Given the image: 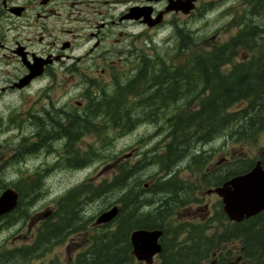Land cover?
<instances>
[{"label": "trees", "instance_id": "16d2710c", "mask_svg": "<svg viewBox=\"0 0 264 264\" xmlns=\"http://www.w3.org/2000/svg\"><path fill=\"white\" fill-rule=\"evenodd\" d=\"M246 10V18H243L237 32L223 42H214L193 50L196 47L195 39L189 34L182 35L174 53L175 59L156 54L154 68L139 69L130 77L129 85L122 88L120 96L113 102L108 101L103 111V105L99 107L98 112H93L88 106L90 111L86 118L76 117L73 130L68 133L69 139L76 140L80 135L78 128L83 126L84 122L91 128L93 119L100 117L99 115L103 116L101 120L115 124L117 109L122 104L126 106L122 98L126 95L124 90L134 91L142 87H153L154 91L150 94L140 93L137 102L129 103L126 107L124 116L130 123L131 111L139 107L140 113L145 116L143 120L162 123L159 127H166L167 132L170 131L166 134L168 141L163 151L158 155H155L154 151L151 155L161 171L173 172L177 163L188 155V166L193 164L195 169H200L203 160L199 155L193 154L192 148L199 142L209 141V138L215 139L221 135L224 138L235 136L237 141L255 138L257 133L264 129V0L251 1ZM240 52L243 54L237 60ZM184 84L188 85L183 86ZM166 112L168 117H165ZM160 115L163 118H160ZM211 122L213 126L216 124L214 128L209 127ZM133 126L130 125V128ZM201 128L204 129L201 131ZM80 155L75 154V160H71V164L76 166ZM252 165V161L245 162L241 168H231L220 178L224 181L233 175L244 173ZM137 166L120 165L111 181L105 183L106 189H120L122 192L116 202L120 203V212L115 220L118 223L117 228L110 231L106 239L93 238L87 252L77 255L76 260L68 264H142L131 254L129 234L136 228L163 230L162 250L157 264H208L214 254L217 257L215 264H264V211L235 223L229 222L220 209L214 217L220 226L211 224L213 218H206L198 223L180 221L174 216L177 213L176 208L186 204L193 196L196 199V185L180 178L176 172L158 177L148 185L150 191L162 194L161 196L165 194V197L160 199L157 208L144 211V206L148 204L140 195V191L144 189L139 187L137 192L134 191L130 181ZM206 176L209 177V174ZM136 182L138 186L141 185L140 181ZM36 185L38 184L35 182L30 183L32 192L37 191ZM105 185L102 183L95 186L96 188L87 189L86 193L89 196L93 193L101 195ZM19 193L20 204L24 195L22 191ZM75 200L76 197L72 201H66V206L60 212L57 211L51 219L44 221L38 228L34 241L25 247L26 249L20 247L0 253V264L27 259L43 245H49L53 239L64 238L67 234L75 232L79 228L75 227L78 222V205H74ZM10 216L12 217V213ZM228 224L232 225L233 231ZM212 227H219L220 230H212ZM230 240L238 243L237 261L231 257L232 251L228 247Z\"/></svg>", "mask_w": 264, "mask_h": 264}, {"label": "rangeland", "instance_id": "374dc122", "mask_svg": "<svg viewBox=\"0 0 264 264\" xmlns=\"http://www.w3.org/2000/svg\"><path fill=\"white\" fill-rule=\"evenodd\" d=\"M247 6L243 4L217 6L207 9L204 14L196 12L187 17L184 32L180 35L172 32L170 28L161 34L151 36L152 42H150L151 39H146L152 49L148 50L144 45V53L175 59L174 53L177 51L181 36L185 34L195 39L196 47L193 50L214 42H223L237 32L243 18H246L244 16L247 14ZM253 20H261V18H253ZM142 46L143 44L140 43L139 47ZM242 54L243 52H240L236 59L239 60ZM138 70H123L115 73L124 84ZM115 73H108L105 79L109 80L110 75ZM106 88L111 89L109 83ZM74 91L77 98L78 90ZM131 97H122L126 106L121 102L123 116L120 126L116 127L117 122L114 124L106 119V121L101 120L100 116L93 119L91 128L89 127L84 134L81 133L76 140L70 141L65 137L50 135L54 133L50 126H44L37 132L34 125L28 126L27 121L23 119H12L9 121L8 129L4 127L0 130V190L12 187L19 192L22 191L24 195L19 206L12 213V217L5 219L6 221L0 220V253L20 247L26 249L25 247L34 241L38 228L43 222L51 219L57 211L60 212L66 206V201H72L76 197L74 205H78L76 209L78 222L75 227L79 228L75 232L67 234L64 238L60 236L59 239H53L49 245H43L31 257L10 262L11 264H68L76 260L77 255L87 252L93 238L106 239L108 233L117 228L118 223L96 228L93 227V221L101 211L115 204L122 193L120 189H106L105 185L111 181L115 170L120 165L125 167L138 165L130 181L134 191L137 192L139 187L144 189L140 191L141 198L148 203L144 206V211L157 208L165 194L161 196L162 194L153 193L148 189L150 186L143 185L145 183L149 185L158 177L176 172L180 178L196 185L194 193L196 199L193 196L186 204L176 208L177 213L174 215L176 219L198 223L205 218L209 220L213 218L211 224L220 226L214 219L220 210L219 198L214 194H206V190L209 186H216L217 181L218 184L222 183L220 177L231 168L236 170L245 162L255 163L259 157L264 156V129L248 141L244 139L237 141L235 136L226 140L221 135L215 139V142L203 147L204 153L201 152L200 146L195 145L192 152L203 160L201 168L195 169L193 164L188 166V155L177 163L173 172L167 173L159 169L155 158H151L154 151L155 155L163 151L168 141L167 129L159 127L162 123L143 120L145 116L140 113L139 107L131 111L130 120L132 121L129 123L124 115L129 103L135 102L131 100ZM2 101L10 107L20 103L16 97L8 98V96L2 98ZM7 111V109L4 110L5 113ZM160 118L163 116L160 115ZM136 119L141 121L138 122ZM97 123H101L102 126ZM130 125L134 126L130 128ZM163 126H165L164 123ZM67 145L72 153L71 156L66 151ZM77 153L81 154L78 162L84 160L83 166L77 168L68 166L66 162L75 160ZM222 157L231 161L221 162ZM219 160L220 163H224L217 165ZM208 174L209 177L206 176ZM136 181H140L141 185L138 186ZM31 182L38 184L35 186L36 192L30 190ZM102 183L105 187L101 195L93 193L89 196L86 193L87 189L91 190ZM206 204L208 209L205 208ZM228 225L233 231L232 225ZM215 228L219 229V227H212V230ZM228 247L232 251L231 257L237 261L238 243L230 240ZM223 254H225L224 251ZM158 258L156 256L153 259V264L158 263ZM215 259L217 257L214 254L208 264Z\"/></svg>", "mask_w": 264, "mask_h": 264}, {"label": "flooded vegetation", "instance_id": "af4514ba", "mask_svg": "<svg viewBox=\"0 0 264 264\" xmlns=\"http://www.w3.org/2000/svg\"><path fill=\"white\" fill-rule=\"evenodd\" d=\"M251 1L254 0H0V101L5 96L20 101L11 107L0 102V130L8 129L12 119H23L37 132L50 126L54 132L50 135L69 139L74 119L86 118L88 106L98 112L103 105V111L105 104L113 102L129 85L130 80L122 84L115 72L154 68L155 54L144 53V45L152 49L146 39L170 28L180 35L187 17L196 12L204 14L209 8L249 5ZM190 6L193 8L186 12ZM108 73L115 74L107 80ZM108 83L111 89L106 88ZM153 91V87H142L124 93L137 102L140 93ZM116 115L117 127L121 125V105ZM86 124L78 128L80 134L88 131ZM215 139L199 142L201 152ZM66 151L71 156L68 145ZM257 160L264 167V156ZM83 161L76 166L71 160L66 163L77 168L83 166ZM222 161L231 159L222 157ZM223 163L219 160L217 165ZM9 216L0 220L6 221Z\"/></svg>", "mask_w": 264, "mask_h": 264}, {"label": "water", "instance_id": "95a60500", "mask_svg": "<svg viewBox=\"0 0 264 264\" xmlns=\"http://www.w3.org/2000/svg\"><path fill=\"white\" fill-rule=\"evenodd\" d=\"M193 7H187L189 12ZM146 20L149 18L147 16ZM215 192L222 200L223 211L229 220L240 222L250 218L264 210V168L258 160L248 172L237 174L221 185L208 190ZM18 192L9 187L0 194V216L7 214L16 208L18 204ZM119 213V206L113 205L101 212L95 225L111 222ZM162 235L160 229H135L130 234L132 254L138 261L152 264L153 257L161 252L159 238Z\"/></svg>", "mask_w": 264, "mask_h": 264}, {"label": "bare ground", "instance_id": "6f19581e", "mask_svg": "<svg viewBox=\"0 0 264 264\" xmlns=\"http://www.w3.org/2000/svg\"><path fill=\"white\" fill-rule=\"evenodd\" d=\"M172 81H173V80H172ZM192 82H193V80H192ZM188 84L190 85L191 83H188ZM188 84H184L183 86L188 85ZM192 84H194V83H192ZM176 86H177V85H176ZM181 86H182V84H181ZM177 87H179V85H178ZM180 88H181V87H180ZM184 89H185V88H184ZM174 103H175V102H174ZM195 108H196V107H195ZM229 108H230V107H229ZM227 109H228V108H227ZM215 111H216V110H215ZM177 113H179V112H177ZM183 113H184V112H183ZM215 116H216V115H215ZM241 116H242V115H241ZM246 116H247V115H246ZM216 117H217V116H216ZM242 117H243V116H242ZM171 118H172V117H171ZM173 118H175V120H176V117H175V116H173ZM218 118H219V117H218ZM240 118H241V117H240ZM214 119H215V118H214ZM211 120H213V119H211ZM217 120H218V119H217ZM217 120H216V121H217ZM221 120L223 121L224 119H221ZM245 120H246V119H245ZM205 121H207V120H205ZM209 121H210V120H209ZM222 121H220V122H222ZM228 121H229V120H228ZM247 121H248V120H247ZM220 122H219V123H220ZM241 122H242V121H241ZM249 122H250V121H249ZM208 123H210V122H208ZM206 124H207V123H206ZM214 124H215V123H214ZM225 124H226V123H225ZM249 124H250V123H249ZM215 125H216V124H215ZM215 125H214V126H215ZM217 125H218V124H217ZM234 125H235V124H234ZM238 125H239V124H238ZM202 126H203V125H202ZM212 126H213V124H212V122H211V126L209 125V127L211 128ZM214 126H213V128H214ZM221 126H222V124H221ZM221 126H220V128H221ZM224 126H225V125H224ZM247 126H248V125H247ZM204 127H205V126H204ZM226 127H227V126H226ZM239 127H240V126H239ZM183 128H184V127H183ZM216 128H217V127H216ZM223 128H224V127H223ZM223 128H222V130H223ZM237 128H238V127H237ZM241 128H243V127H241ZM248 128H249V127H248ZM203 129H204V128H203ZM203 129L201 128V131H202ZM224 129H225V128H224ZM231 129H232V128H231ZM231 129H230V130H231ZM239 129H240V128H239ZM219 130H220V129H219ZM230 130H229V131H230ZM172 131H174V130L172 129ZM201 131H200V132H201ZM205 131H206V130H205ZM205 131H204V132H205ZM217 131H218V130H217ZM179 132H181V131H179ZM179 132H178V133H179ZM204 132H203V133H204ZM240 132H242V131H240ZM167 133H170V131L167 132ZM186 133H187V132H186ZM209 133H211V131H210ZM215 133H216V132H215ZM219 133H222V132H219ZM223 133H224V132H223ZM174 134H175V133H174ZM187 134H189V133H187ZM241 134H242V133H241ZM190 135H191V134H190ZM190 135H189V136H190ZM193 135H194V134H193ZM204 135H205V133H204ZM207 135H208V133H207ZM213 135H214V134H213ZM213 135H212V136H213ZM167 136H168V135H167ZM170 136H171V135H170ZM210 137H211V136H210ZM217 137H218V136H217ZM215 138H216V137H215ZM189 139H190V138H189ZM189 139H188V140H189ZM204 140H205V139H204ZM209 140H211V139L209 138ZM207 141H208V140H207ZM214 141H215V140H214ZM182 142H183V141H182ZM182 142H181V143H182ZM186 142H187V141H186ZM209 142H210V141H209ZM183 143H184V142H183ZM183 143H182V144H183ZM184 144H185V143H184ZM204 144H205V142H204ZM178 147H179V146H178ZM181 147H182V146H181ZM181 147H180V148H181ZM185 147H186V146H185ZM183 149H184V148H183ZM182 151H183V150H182ZM136 201H137V204H138V200H136ZM135 203H136V202H135ZM136 207H137V206H136Z\"/></svg>", "mask_w": 264, "mask_h": 264}]
</instances>
